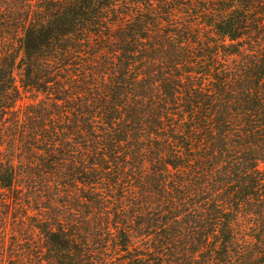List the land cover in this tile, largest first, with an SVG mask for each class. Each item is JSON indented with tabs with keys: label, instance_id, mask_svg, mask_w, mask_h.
<instances>
[{
	"label": "trees",
	"instance_id": "1",
	"mask_svg": "<svg viewBox=\"0 0 264 264\" xmlns=\"http://www.w3.org/2000/svg\"><path fill=\"white\" fill-rule=\"evenodd\" d=\"M0 264H264V0H0Z\"/></svg>",
	"mask_w": 264,
	"mask_h": 264
},
{
	"label": "rangeland",
	"instance_id": "2",
	"mask_svg": "<svg viewBox=\"0 0 264 264\" xmlns=\"http://www.w3.org/2000/svg\"><path fill=\"white\" fill-rule=\"evenodd\" d=\"M25 103H27L28 101L27 100H24ZM22 105V104H21Z\"/></svg>",
	"mask_w": 264,
	"mask_h": 264
}]
</instances>
